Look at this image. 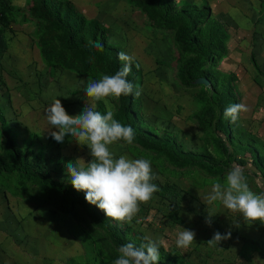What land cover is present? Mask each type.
Wrapping results in <instances>:
<instances>
[{"label":"rangeland","instance_id":"rangeland-1","mask_svg":"<svg viewBox=\"0 0 264 264\" xmlns=\"http://www.w3.org/2000/svg\"><path fill=\"white\" fill-rule=\"evenodd\" d=\"M72 1L88 18L107 27L110 42L141 64L138 96L144 126L159 134L176 133L179 145L183 142L187 149L205 152L215 159L226 158L222 144L217 146L220 134L198 119L209 102L211 81L200 76L191 85L183 83L179 68L189 55L175 41L174 31L151 24L128 0ZM11 2L18 10L12 14L14 22L0 35V84L3 80L7 83L6 88L0 86V115L8 116L9 110H15L16 120L5 123L17 132L20 129L16 121L22 123L28 127L31 139L36 137L47 146L49 168L55 167V162L49 161L51 157L59 163L86 164L92 159L88 147L80 146L69 136L63 143L56 142L50 136L55 129L49 128L44 109L58 98L68 114L81 113L91 106L83 90L87 78L101 76L80 74L65 66L50 69L42 58L38 19L27 0ZM208 2L215 18L226 24L231 33L228 55L216 67V75L224 82L221 71L235 74L237 103H244L249 109L241 113L235 126L237 131L264 144V0ZM114 102L110 99L113 109ZM1 124L0 118V144L4 142ZM110 148L117 157L149 159L157 177L153 183L159 189L148 203L140 205L131 224L114 220L117 225L159 240L166 251H178L190 264H264V224L256 221L249 225L239 213L229 212L219 202L208 206L203 202L212 184L222 183L234 165L221 174H211L197 164H174L164 154L137 143L118 142ZM238 154L248 158L245 166H239L245 169L250 188L256 193L264 192L262 171L253 165L249 153ZM30 195L33 196L25 199L12 195L10 187L7 189L0 179V264H89L85 260L87 252L99 253L105 264H113L118 247L79 206L65 212L56 204L38 205L45 197ZM207 207L216 212L211 225L205 223ZM183 228L195 232V240L187 249L175 244ZM217 231L230 232L231 236L215 247L209 246L207 241ZM125 235L133 239L128 233Z\"/></svg>","mask_w":264,"mask_h":264},{"label":"trees","instance_id":"trees-1","mask_svg":"<svg viewBox=\"0 0 264 264\" xmlns=\"http://www.w3.org/2000/svg\"><path fill=\"white\" fill-rule=\"evenodd\" d=\"M128 1L139 8L151 24L174 31L175 41L189 55L179 68L184 84L191 85L200 76L210 79L212 88H209V102L198 119H202L205 127H214L220 134L217 146L222 144L226 158L215 159L205 152L187 149L183 142L179 145L176 133L159 134L150 127L146 128L141 116V97L134 94L115 100L113 109L116 120L134 129L133 143L164 154L174 164H197L211 174H221L233 165L245 166L248 158L238 154L243 151L249 153L251 162L262 171L264 178V144L257 143L248 133L237 131L236 123H231L223 116L225 108L239 100L233 87L235 74L220 70L224 82H220L216 75V67L228 55L227 44L231 33L226 24L215 18L208 0L200 3L193 0ZM27 4L38 19L36 25L42 58L50 69L65 66L80 74L102 76V73L113 75L123 67V62L118 59V53L123 52V49L109 41L107 27L95 18H88L72 0H27ZM16 10L18 7L11 0H0V35L14 22L12 14ZM261 13L264 15V7H261ZM142 72L141 64L134 60L132 71L127 77L134 85V92L140 87ZM2 83L0 86L6 88V81ZM96 110L104 114L105 105L98 103ZM9 112L11 114L8 116L0 115L4 133V142L0 144V179L7 189L10 187L12 195L25 199L36 193L45 197L38 201V205L56 204L65 212L79 206L118 248L128 242L137 247L146 243L141 234L134 233L128 226L121 228L96 205L88 203L83 191L78 192L73 188L70 177L66 176L67 161L65 164L59 163L57 158L51 157L49 161L55 162V167L49 168L47 146L36 137L31 139L28 127L22 123L16 121L19 132L6 124L5 120H16L15 110ZM22 146L27 149L23 150ZM126 233L133 239H128ZM87 253L85 260L88 259L89 264H105L99 253ZM183 258L178 251H166L160 243L158 264H190Z\"/></svg>","mask_w":264,"mask_h":264},{"label":"clouds","instance_id":"clouds-1","mask_svg":"<svg viewBox=\"0 0 264 264\" xmlns=\"http://www.w3.org/2000/svg\"><path fill=\"white\" fill-rule=\"evenodd\" d=\"M99 47V45H97ZM123 67L113 75H102L98 79L87 78L83 88L90 107L76 115H70L58 98H54L44 109L50 125V136L58 143H63L66 136L80 146H87L92 159L87 163L69 161L65 168L70 174V183L76 191H83L88 203L96 205L107 218L131 224L139 212L141 204L148 203L158 186L153 183L157 178L152 163L146 158L130 159L119 157L110 146L123 141L132 144L135 131L130 125H124L114 118L110 99L119 100L121 96L136 95L134 85L127 77L132 71L134 57L125 52L118 53ZM139 68V65L136 64ZM105 105V113L96 110L98 103ZM244 103H233L225 108L223 116L231 123L239 121L241 113L247 112ZM208 206L219 202L226 210L239 213L247 224L256 221L264 224V192H254L245 175V169L234 165L224 176L223 182L213 183L211 191L204 197ZM208 209L205 223L211 225V217L216 212ZM231 233L215 232L207 241L209 246H217L228 239ZM146 243L137 247L128 242L118 249V257L113 264H158L160 260V241L145 236ZM195 240V232L183 228L175 240L177 248L187 249Z\"/></svg>","mask_w":264,"mask_h":264}]
</instances>
